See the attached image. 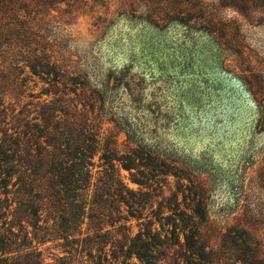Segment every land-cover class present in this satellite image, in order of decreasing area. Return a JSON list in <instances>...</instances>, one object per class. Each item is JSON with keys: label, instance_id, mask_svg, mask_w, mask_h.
I'll list each match as a JSON object with an SVG mask.
<instances>
[{"label": "rangeland", "instance_id": "374dc122", "mask_svg": "<svg viewBox=\"0 0 264 264\" xmlns=\"http://www.w3.org/2000/svg\"><path fill=\"white\" fill-rule=\"evenodd\" d=\"M6 1L20 7L22 21L6 18L25 34L18 42L80 82L57 84L21 63L7 101L15 112L30 119L63 93L93 104L119 154L143 147L182 176L154 175L148 184L165 196L178 181L185 194L200 190L218 240L244 227L264 250V0ZM120 172L129 188L146 189L132 180L135 170ZM139 222L124 228L134 235Z\"/></svg>", "mask_w": 264, "mask_h": 264}, {"label": "trees", "instance_id": "16d2710c", "mask_svg": "<svg viewBox=\"0 0 264 264\" xmlns=\"http://www.w3.org/2000/svg\"><path fill=\"white\" fill-rule=\"evenodd\" d=\"M15 4L0 0V264H229L230 249V264H264L260 240L244 227L218 240L200 190L185 194L167 157L127 145L119 154L117 135L102 136L93 104L63 93L26 120L8 105L21 63L57 84L80 85L65 65L18 42L25 36L20 25L6 21H22ZM25 51L33 56L17 58ZM121 168L138 172L132 180L146 189L129 188ZM159 174L179 180L182 202L177 192L165 196L147 183ZM133 219L140 221L134 235L124 228Z\"/></svg>", "mask_w": 264, "mask_h": 264}]
</instances>
